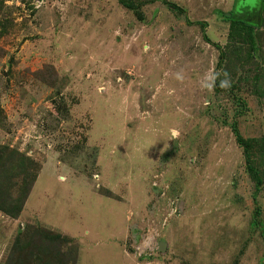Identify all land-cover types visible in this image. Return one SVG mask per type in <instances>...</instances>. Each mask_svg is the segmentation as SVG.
<instances>
[{"label":"rangeland","instance_id":"rangeland-1","mask_svg":"<svg viewBox=\"0 0 264 264\" xmlns=\"http://www.w3.org/2000/svg\"><path fill=\"white\" fill-rule=\"evenodd\" d=\"M146 1L141 19L119 0H0V147L40 173L21 215L0 210V264L40 226L70 241L39 264H264V0L255 17ZM227 16L252 22V53L232 52Z\"/></svg>","mask_w":264,"mask_h":264},{"label":"trees","instance_id":"trees-1","mask_svg":"<svg viewBox=\"0 0 264 264\" xmlns=\"http://www.w3.org/2000/svg\"><path fill=\"white\" fill-rule=\"evenodd\" d=\"M153 0H150V2ZM119 2L126 8L133 10L138 14L139 18L143 19V7L144 4L148 1L146 0H119ZM165 4L171 5L178 9L180 12L184 11V7L174 4L171 1L165 0ZM264 5V4H263ZM230 22V28L228 33V39L230 43H234L232 46V52L242 49L245 45L249 46L248 54L252 53L251 49L256 47V40L253 31V24L247 21L233 20L230 17H226ZM203 24V23H202ZM208 38V37H207ZM209 39V38H208ZM235 49V50H234ZM237 140L240 145L243 146L247 155L251 153L253 147L252 141L246 139L241 134L237 135ZM259 146H262V152L264 153V137L262 141L255 140ZM258 146V147H259ZM28 160V161H27ZM37 164L34 159L27 158L24 154H19L15 148H10V146L0 147V179L4 181V177L9 176L15 177L16 173L19 172V175H23V181L21 188V194L12 197L10 189H2L0 187V210L4 213H7L10 216L16 217L21 215L25 204L31 194V191L34 187L35 181H37L40 173L37 172ZM20 167V168H19ZM247 167L256 180L257 185L262 182V176L260 174V167L253 163L252 157H247ZM8 179L5 177V182ZM25 187V188H24ZM24 242L17 236L15 245L17 246L18 252L24 253L23 259H17V264H39V257L35 259V256L41 252L46 256L50 254H55L60 257V252L58 246L52 242L54 240H63L70 241V237L67 239L59 232H54L51 229L46 227H33L29 229V232H26V238L24 237ZM32 248L28 250V248ZM34 248V249H33ZM33 250L38 251L37 254L29 256L30 252ZM28 253V255H27ZM26 254V256H25ZM40 254V255H41ZM12 261V258H11ZM9 261V262H11ZM51 264V263H50Z\"/></svg>","mask_w":264,"mask_h":264},{"label":"flooded vegetation","instance_id":"flooded-vegetation-1","mask_svg":"<svg viewBox=\"0 0 264 264\" xmlns=\"http://www.w3.org/2000/svg\"><path fill=\"white\" fill-rule=\"evenodd\" d=\"M241 2H237V5H236V12L240 13V14H244L246 15V17H255V15H257V9H252V6L251 5H247L246 3L244 4L245 6L242 5V8L244 9V12L242 11H239V8H240V4ZM259 13V12H258ZM253 14V15H252ZM247 22H251V21H248L246 20ZM253 21V20H252ZM252 23V22H251Z\"/></svg>","mask_w":264,"mask_h":264},{"label":"water","instance_id":"water-1","mask_svg":"<svg viewBox=\"0 0 264 264\" xmlns=\"http://www.w3.org/2000/svg\"><path fill=\"white\" fill-rule=\"evenodd\" d=\"M237 2H241V5H244L246 3L247 5H251L252 7L256 5V8L258 9L261 5L262 0H238Z\"/></svg>","mask_w":264,"mask_h":264},{"label":"clouds","instance_id":"clouds-1","mask_svg":"<svg viewBox=\"0 0 264 264\" xmlns=\"http://www.w3.org/2000/svg\"><path fill=\"white\" fill-rule=\"evenodd\" d=\"M225 86H227V82H225Z\"/></svg>","mask_w":264,"mask_h":264},{"label":"crops","instance_id":"crops-1","mask_svg":"<svg viewBox=\"0 0 264 264\" xmlns=\"http://www.w3.org/2000/svg\"><path fill=\"white\" fill-rule=\"evenodd\" d=\"M26 208L24 207V210H25Z\"/></svg>","mask_w":264,"mask_h":264}]
</instances>
